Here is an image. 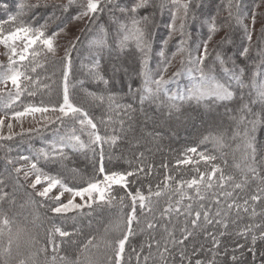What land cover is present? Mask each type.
I'll return each instance as SVG.
<instances>
[{
	"label": "snow or ice",
	"instance_id": "obj_1",
	"mask_svg": "<svg viewBox=\"0 0 264 264\" xmlns=\"http://www.w3.org/2000/svg\"><path fill=\"white\" fill-rule=\"evenodd\" d=\"M205 3L206 0H170V3L169 0H125L123 3L121 0H61L60 3H49V0H21L14 13L11 12L7 2L0 3V12L6 16V19L0 22V45L11 53L8 56L7 65H0V100L5 102L6 108L11 109L25 92L28 96H35L41 89L47 93L51 92L53 87L56 88L57 95L62 97L55 103L51 100L47 102L41 100L39 104L29 103L23 106L22 110L11 112L13 121H19L25 116H31L35 120L36 114H39L42 120L41 127L29 128L28 134L33 131L40 132L51 125L55 137L49 145L38 149L34 156L19 157L20 160L28 162V168L25 170L23 167H13L15 182L19 183L21 173L25 180H28L30 176L33 177L29 187L35 190V195L42 198L45 203L50 202L49 211L57 217L65 218L68 217V213H75L76 215L71 217L73 220L81 216H89L97 209H111L117 204L123 206L125 199L129 200L128 211L120 212L114 220L110 221L109 227L105 228L103 234L92 236L86 242L79 244L76 239L78 232L59 226L47 230L46 239L41 244V241L33 236L29 229L14 225L6 213L0 212V241L7 237L6 243H0V264H11L13 259H16V264H49V246L52 249L51 264H57L58 260L60 264H131V255L136 256L137 264H141V260L143 264H148L149 260L153 259V247H155V256L158 257V261H154V264H169V257L172 258L171 264H217L221 248V240L218 237L230 234L229 223H235V220H230L232 214L235 213V216L239 218L241 212L248 213L249 208L256 202H264V141L258 139V133L264 130V48L258 52L260 60L253 66L248 83L245 82V69H237L235 61H231V58L225 59L221 52L215 54L213 66H209V42L223 27L231 28L233 21L243 26L249 46L243 47L239 55L248 58L258 17L255 11L250 10L251 23L243 24L245 18L243 0H227V18L224 24L219 22L218 15H209L201 20L200 16L203 13L198 10H202ZM254 7L255 9L264 8V0L255 2ZM41 9L45 10L47 15L36 16L35 13ZM166 10L171 15V22L167 25L169 39L179 33L178 51L181 54L186 51L187 41L191 39V34L188 32L190 22H200L206 25L209 31L207 40L196 46V57L189 58L188 62L194 66L189 69L190 73H194L192 77L194 83L184 92L179 90L170 92L164 87L171 82L169 79L159 73L158 79L150 77L147 70L151 41L157 28V16L163 15ZM104 13H107L118 26L116 46L118 53L124 51L130 41L139 50L142 68L140 75L144 77V87L137 89L141 105L146 100L158 99L163 93L166 97L164 104L168 109V120L173 119L175 114L180 112L178 101L194 100L197 104L205 102V108L216 104L225 108L229 120L236 126L233 139L239 138L242 141L241 158L244 165L243 167L237 165L242 179L238 181L234 176L226 175L219 164L212 163L217 159L216 156L198 152L197 147L187 148L183 158L176 160L177 167L191 166L196 175L190 179H175L172 175L165 174L163 181L155 186V190L152 184L148 183L147 194L141 187H132L134 184L143 183L152 174L153 166L144 163V152L134 156L137 161L135 167H132L129 161L130 166L126 170L106 171L103 163V146L105 143L116 145L124 138L122 134L131 131L130 121L133 117L130 113L135 112L136 109L131 104H120L114 95L110 94L106 98L103 95L87 92L86 96L97 103L103 104L107 99L109 109H115L114 115L119 116L123 113L118 121L113 119V115H109L107 121L100 120V124L106 126L102 135L96 118L83 104L74 102L70 92L69 77L73 66L72 52L79 43V37L70 39L64 50V56L60 60L62 70L59 81L52 80L51 77L41 80L39 74L36 76L30 74L36 73L38 67H45V64L36 59L37 57L47 62L55 56L58 39L67 33L68 24L87 19L88 24L82 29L87 31L89 24L95 22L97 17ZM260 16L262 27L259 40L264 42V12H261ZM40 19H43V23L39 22ZM53 27L55 30H52ZM97 28L104 35L94 43L102 49L107 44V32L103 25H97ZM18 41L22 42V46H18ZM224 43H233L228 34H225L220 41V44ZM130 54L134 55V53ZM159 56L165 57V52L161 50ZM25 60L29 62L28 68L21 71L22 62ZM229 61H231V67L228 66ZM94 63L96 68L90 70V75L103 84L109 85V79H106L99 71V61ZM216 63L224 74L223 81L213 74ZM121 68L123 64H113V79ZM167 70V67L163 69L164 72ZM124 71L127 73L126 68ZM196 73L198 75H195ZM172 75L176 77L180 73L175 72ZM50 80L51 83L48 82ZM9 83L15 91L8 87ZM237 88L240 90L238 102L235 101L237 93L234 91ZM246 88L249 89L247 98L243 92ZM230 102L235 103L236 106L229 107ZM140 111L143 112V108ZM124 116H127L129 121L127 126ZM6 117L7 113L5 117H0V129L5 127ZM175 118L179 119L178 116ZM57 125L59 127H56ZM109 126L111 134L107 130ZM6 127L8 134L0 133V141L13 140V123L8 122ZM19 135H24L23 130ZM85 135L86 140L82 138ZM148 135L153 140L160 138V133L155 130ZM224 139L223 132L216 131L213 134L210 131L208 135L202 137L200 142L211 141L217 146H223ZM136 142L139 144L138 139ZM85 149L91 150L94 154L98 153L99 166L95 171L102 174V179L94 175L86 183L70 184L61 175L48 174L41 165V161L45 164L64 165V162L69 159V152L75 153ZM6 162L9 165L16 163L13 159H7ZM201 162L205 165V170L201 169ZM168 167L169 165L164 162L160 165L161 169L166 170ZM70 171L75 176V170ZM10 179H12L11 172L7 178L0 176V201L9 199V193L5 189ZM249 180L253 182L258 180L259 184L254 191H250L242 199L237 190L243 191ZM114 187L117 191H122L124 195L119 197L113 195ZM54 190L55 194H53ZM66 195L68 198L65 200L63 198ZM160 200L164 201L165 207H157ZM141 214L145 215L146 219L144 227L140 230L150 235L149 241L145 242L148 254H143L145 249L142 244L139 250L132 248L131 254L126 258V245L136 234L134 226L140 224ZM251 214L256 215L254 207ZM260 215L264 217V212ZM181 216L184 217V226L179 229L180 234L177 238L175 228L169 230L168 225L172 219ZM213 225L218 226L216 231L209 230V227ZM158 228H162L164 233L159 240L151 236V233ZM110 231L118 232L119 235L110 238ZM198 234H203L204 238L211 242L209 251L212 255L207 261L195 258L197 252L195 245L192 246V254H189L186 242L194 240ZM235 235L243 238L245 242L236 243L231 252L225 246L222 264H264V220L257 224H245L236 231ZM22 239L33 250L29 251L27 256L15 258L13 246L15 245L18 250ZM63 244L77 246L74 259L69 260L67 257L58 255V249ZM169 245L172 247L170 248ZM200 248L203 249V245ZM41 255L44 257L43 260L40 259Z\"/></svg>",
	"mask_w": 264,
	"mask_h": 264
},
{
	"label": "trees",
	"instance_id": "obj_2",
	"mask_svg": "<svg viewBox=\"0 0 264 264\" xmlns=\"http://www.w3.org/2000/svg\"><path fill=\"white\" fill-rule=\"evenodd\" d=\"M7 2L10 6L11 12L17 11V5L21 2V0H0V3ZM121 2H125V0H121ZM207 3V0H206ZM205 3V4H206ZM43 9L36 12L35 15L37 16V13H41ZM32 15V14H29ZM119 15V13H117ZM28 18V17H26ZM4 19H6V16L3 12H0V22H2ZM160 20L159 18H157ZM157 20V21H158ZM40 23H43V19H40ZM127 22V21H124ZM97 25H103L105 28V31L107 32L106 41L107 44L104 48H99L95 45V41H98L104 34L100 33L98 31ZM7 27V25H5ZM158 28V27H157ZM155 29L154 33L156 35L158 29ZM117 29L118 26L115 24L110 18L107 13H104L97 17V20L90 24L89 30H87L84 34V41L82 43V46L78 47L76 51L72 54V60H73V66L72 71L69 77L70 80V92L72 95V99L77 101V90L79 92V89L83 88H91L95 86H99L100 83H91L86 79H82L81 76L89 77L88 70H94L96 68V65L94 61H99V71L101 75H103L106 79H108L109 72L108 69L111 67V62L115 60V58H127L132 56L130 53H134V56L137 59V65L136 69L131 72V76L129 77V80L127 81H117L113 80V83H109V86L114 85L116 87L117 91L115 90L116 100L120 104H131L134 109H136L135 112L130 113V115L133 116H139L140 119L148 118L150 115H160L164 116V123L167 125H174L175 123H179L177 129L178 132H182L180 136L181 141V150L185 152V150L189 147H197L198 152H205L207 154L216 156L217 159L212 162L219 164L220 167L225 171L226 175H232L234 176L238 181L242 179L240 168L237 167V165H240L243 167L244 161L242 160V141L239 138L233 139V133L236 131V126L234 125V128H229L231 126L230 123H228L229 118L228 114L225 112V108L221 106L220 104L216 105H210L209 107L205 108L204 104L205 102H201L200 104H197L196 101H184L179 102L178 104L180 106V112L176 113L173 119L168 120V109L165 107L164 101H166V97L163 95V93L160 94L158 99H151L146 100L143 105L140 104L139 101V93H137V89H142L144 87V77L140 75V72L142 70L140 60L141 56L139 53V50L136 48L135 44L133 42H129L128 46L125 47L124 51L119 52L116 49L118 40H117ZM52 30H55L54 27ZM153 40V38H152ZM153 42V41H152ZM154 43V42H153ZM88 44V45H87ZM175 46H173L174 48ZM187 49V48H186ZM188 51V50H186ZM227 51V50H226ZM225 59L231 58V61H235V65L237 69L244 68L245 69V82L248 83V77L251 75V71L253 69V66L256 63H259L260 57L258 56V51H255L254 54L249 55L248 58H237V56L230 54L229 52L225 53L222 52ZM240 56V55H239ZM241 57V56H240ZM31 59V57H30ZM39 60L40 63L45 64L44 68H37L36 73H30L33 76H36L37 74L40 75V79L44 80L46 77H51L52 80L58 81L55 79L57 77V73L55 68L51 67L50 63L42 61L39 59V57L36 58ZM215 59V56L211 57V59L208 60L209 66H213V61ZM111 61V62H110ZM231 61H229L228 66L231 67ZM28 60H25L22 62L23 67H21V71H25L26 68H28ZM215 71L214 75H216L221 81L224 79V74L219 66L218 63L214 65ZM54 69V70H53ZM82 69V70H81ZM85 69L87 70L85 72ZM30 72V69H29ZM150 77H154L153 74H150ZM158 79V77H154ZM110 81V80H109ZM51 83V80L48 81ZM77 85V86H76ZM105 85V84H104ZM101 88V85L100 87ZM131 88V91L129 89ZM56 88L53 87L51 92H47V95H44L45 90L41 89L37 92L35 96H28L27 92H25L21 97L19 101H16V103L13 105L11 109L5 107V102H3L1 109H3V112L6 114L11 113L13 110H20L23 105L26 102H31L33 104H39L41 100L48 101L52 96L57 92L55 90ZM97 89V88H96ZM55 90V91H54ZM99 90V89H98ZM169 90V89H168ZM170 91V90H169ZM236 91L237 95L235 97V101H239L240 97V90L234 89ZM54 92V93H53ZM112 92V90H111ZM109 90L107 91L105 89V92L101 91V95L108 96L111 93ZM171 92V91H170ZM245 97L247 98V93L249 92V89L243 90ZM77 94V95H76ZM135 94V95H134ZM58 97V98H57ZM57 99H62L61 96H58L56 93L55 101ZM96 106H100L101 108H104L105 111L103 114V117L108 120L109 115H113V118L116 117L114 115L115 109L107 111L109 109V106L107 103H94ZM235 103L230 102L229 107H235ZM108 107V108H107ZM143 108V112L140 111V109ZM103 109V110H104ZM93 114H98L97 112H93ZM178 116L179 119L177 120L175 117ZM205 118L212 120L214 123L221 122V124L229 125L228 131L224 132L225 129L218 128L214 129L213 126L210 127H203L202 129H199V125L201 123V120ZM251 117H249L250 119ZM139 119V121H141ZM163 119V118H162ZM153 123L154 121L151 120ZM198 121V123H197ZM183 123V124H182ZM197 123V124H196ZM98 124V123H97ZM152 124V123H151ZM185 124V125H184ZM186 124H190L191 126L188 128ZM196 124V125H195ZM56 127H59L57 125ZM98 127L101 130V134H104L105 125L104 124H98ZM157 129L155 127L151 128ZM150 128L147 129V132L151 130ZM108 132L111 134V127H108ZM172 131V130H171ZM212 132L213 134L216 133V131H221L225 135V139L223 141V146H217L211 141H206L204 143H201V139L203 136H206L209 134V132ZM203 132L204 135H201ZM149 133V132H148ZM49 134H53V128H50L48 130H44L40 133H35L32 136H28L14 144V146L18 149L20 153H22V156H34L36 154V151L38 150V146L42 147L43 139L44 137H47ZM165 134H171L165 133ZM83 139H87L86 135L82 137ZM153 139V138H152ZM258 139L260 141H264V130L260 131L258 133ZM234 140V143L232 142ZM124 141L121 139L116 145H110L108 143L104 144V159L103 163L105 166L106 171L107 170H126L129 168V161H131V166L135 167L137 165V161L132 157L131 159L127 160V162H122V160L118 159L122 152L121 147L124 148ZM232 145V146H230ZM144 147H141L143 149L146 148V145H143ZM233 146L238 147V152L232 156L231 151L233 149ZM146 153V152H145ZM3 157V159H1ZM174 161H171L167 163L169 165L168 169H161V161L159 162L158 159L155 158L154 155L146 153L144 163L145 165H152V174L147 177L143 183H137L134 184L132 187H141L145 194H147L148 183H151L153 186V189L155 190V186L157 183H160L164 179L165 174L172 175L175 179H190L192 176L196 175L195 171L192 170L191 166L188 165H181L177 167L176 160L178 157L173 156ZM176 158V159H175ZM7 158L6 155L0 151V176H4V169L3 167L7 165V167L10 169V172L14 174L9 164L6 162ZM159 163H157V162ZM41 165L44 168V171L47 172L50 175L57 176L61 175L68 183H86V181L93 177L94 175L96 177H99L102 179V174H99L95 171L96 168L99 166V155L94 154L91 150H83L79 152H69V159L64 162V165H52V164H45L43 161H41ZM200 167L202 170H205V165L203 162H201ZM210 167V165H209ZM74 169L75 170V176H73V173L70 171ZM15 175V174H14ZM13 177V176H12ZM20 182V181H19ZM22 187V183H19ZM259 184V181L253 182L252 180H249L248 185L245 187L243 191H239L238 195L243 199L247 196V194L250 191H254ZM16 186V185H15ZM14 185L10 183V180H8L6 191L9 193V199L6 201H0V212L6 213L10 219L14 222V225H19L21 227H24L26 229H29L31 234L33 236H36L40 241L41 244L44 243L46 239V231L50 230L54 227H63L69 231L72 232H78L79 234L85 231H90V234H97L101 235L104 233L105 228L109 227L110 221L114 220L117 215H119L120 212H127L128 211V204L129 200L125 199L124 205L121 206L117 204L115 207L111 209H97V211L92 212L89 216H81L77 218L76 220H73L71 217L75 216L76 214L72 216L65 217H57L52 216L46 205L36 198L32 192H29L28 190H25L22 188L23 194H14L15 192ZM191 194V190H189ZM113 195H116L117 197L124 195V193L121 191L117 193L115 191ZM178 198V197H175ZM10 202L14 203L15 206L11 207ZM163 200H160L159 204L157 205L158 208L165 207ZM252 207L255 208L256 215L253 216L251 214ZM87 211V210H86ZM264 212V202H256L254 205H252L249 208L248 213L241 212L239 218L235 216V213L232 214L230 217V220H235V223H229V229L228 232L230 234H226L224 237H218L221 240V248H220V256L218 257L217 264H222V260L224 258L223 249L225 246H227L229 252H231L232 247L236 243H244V239L241 237H238L235 235L236 231L239 228H242L245 224H257L261 223L262 220H264V217H262L260 214ZM24 214L25 216H21ZM95 217L98 218V221L92 222L90 218ZM157 216H159V213H157ZM140 224L135 227V235L130 239V242L128 245H126V252L125 257L127 258L131 254L132 248H136L139 250L140 246L144 244V255H147V244L145 242L149 241L150 235L146 231H141L140 229L144 227L145 224V215H140ZM184 226V217L181 216L179 218L172 219L171 223L168 225L169 230H172L173 227L176 230V236L179 238V229ZM216 225L210 226V231H216L217 230ZM221 231L223 229H220ZM87 234V235H90ZM119 235L118 232H109V237L114 238L115 236ZM164 235L163 229L158 228L157 231L151 233V236L155 237V239L159 240ZM7 237H4L0 243H6ZM86 242V240L84 241ZM188 243V251L189 254H192V246L195 245L197 248V252L195 254V258H199L201 260L207 261V259L211 258V252L209 249L211 248V242L204 238L203 234H198L194 240H190ZM259 243V242H258ZM79 244V243H78ZM203 245V249L200 248V246ZM70 247V248H68ZM171 248L172 246L169 245ZM21 249L26 250V254L23 256H27L29 251L33 250L31 249L24 241V239L21 240L20 248L17 250L16 246H13V256L15 258H19L21 256H16L18 251ZM101 249H103V246H101ZM28 250V251H27ZM95 251V249H93ZM48 261L49 264H51L52 260V249L51 246L48 248ZM77 253V246H68L67 244H63L58 249V255L60 257H67L69 260L74 259ZM40 259L43 260V255L40 256ZM171 257H169V264H171ZM178 260V256H177ZM154 261H158V257L155 256V247H153V259H150L148 264H154ZM11 264H16V259H13ZM57 264H60L59 260L57 261ZM131 264H137L136 256L131 255ZM141 264H143V261L141 260Z\"/></svg>",
	"mask_w": 264,
	"mask_h": 264
},
{
	"label": "rangeland",
	"instance_id": "obj_3",
	"mask_svg": "<svg viewBox=\"0 0 264 264\" xmlns=\"http://www.w3.org/2000/svg\"><path fill=\"white\" fill-rule=\"evenodd\" d=\"M61 0H49V3H60ZM244 2V19H243V24H250V16H249V11L253 10L256 12V15L258 17L256 25H255V31L253 34V41H252V46H251V51L249 55L254 54L255 51H260V49L264 48V42H261L259 40L260 37V32H261V16L260 13L264 12V8L262 9H255L254 5L255 2H258V0H243ZM170 3V0H169ZM198 11H202L203 15L200 16V19L203 20L205 17L207 16H219V22L221 24H224L227 18V0H207V3L204 4V7L202 10H198ZM37 16H41V15H47V13L45 12V10H42L41 13H37ZM142 15L144 14L143 12L141 13ZM157 18H159L160 20L157 21V33L156 35L153 34V42L151 41V52L149 54V59H148V64H147V70L150 74H153L154 77H158L159 75H164L166 79H169L171 82L168 83L167 85H165L164 87L169 89L171 92H176V91H181L184 92L187 88L192 87L194 81H193V74L194 73H190L189 69L190 68H194L193 65H191L188 61L189 58L191 57L192 59H194L197 55V52L195 51V48L197 45H200L202 42L206 41L209 35V31H208V27L206 25H202L200 22H195L192 23L190 22L189 27H188V32L191 34V39H188L187 44H186V50L183 54H181L178 51V47H179V42H180V36L179 33L173 35L171 37V39H169V28L167 27V25L171 22V15L169 11H165L163 13V15H158ZM127 23V22H125ZM232 23V27L228 28V27H223L221 29V31L214 35L212 40L209 42V59H211V57L215 56V54L217 52H229L230 54H233L235 56H237V58H244L245 57H240L239 56V52L242 50L243 47L245 46H249V42L246 40L245 38V34H244V30H243V26L242 25H238L236 24L234 21L231 22ZM88 24V20H82V21H73L71 24H68V29H67V33L63 34L59 37L58 39V47L56 49V54L55 56L48 60L47 62L50 63L51 67L55 68L54 71H56L57 73V77H55L56 80H60L61 79V70H62V65L60 64V60L61 58L64 56V50L65 48L68 46V42L69 40H74L76 37H79V43L76 46V49L80 46H82V43L84 41V34L86 31H82V29H84L85 25ZM90 26V24H89ZM225 34H228L230 36V38L232 39L233 43L229 44V43H224V44H220L221 39L225 36ZM165 41H167V43H165ZM131 42V41H130ZM18 46H22V42H17ZM88 45V44H87ZM173 46H175L173 48ZM38 47V46H37ZM76 49L72 52V54L76 51ZM19 50V47H18ZM163 50L165 52V57H161L159 56V52ZM227 50V51H226ZM11 53L9 52V50L7 48H5L3 45H0V65H7L8 63V56ZM41 55H43V53H41ZM134 55L127 57V58H115V60L113 62H111V67L110 69H108L107 71L109 72L108 74V79L110 80L111 83H113V80L117 81H127L129 80V77L131 76V72L134 71L136 69V65H137V59L135 57H133ZM43 61V60H42ZM166 61L168 63H166ZM183 61V63H182ZM113 64H123V68H121V70L115 74V78L113 79ZM167 67V72H164L163 69ZM127 69V73H125L124 69ZM82 70V69H81ZM87 70L85 69V72ZM87 72H89V77H84L81 76L82 79H86L91 83H100V81L96 80L93 78L92 75H90V70H88ZM175 72H179L180 75L173 77V73ZM195 75H198V73H196ZM101 88H98L100 87ZM98 87H91V88H83V89H79V92L77 90V101H75L78 104H83V106L89 111V113L96 118V122L99 124L100 120L103 119L105 121H107L104 117L102 112L104 113L105 109L101 108L100 106H96L94 103H96L95 101H93L90 97L86 96L87 92H93L96 93L98 95H101V91L105 92V89L108 91L112 92L110 93L111 95H114L115 98L118 97V95L116 96L115 90L117 89L116 87H114V85L109 86V85H104L103 83H101ZM77 86V85H76ZM9 88H12L11 84L9 83L8 85ZM97 88V89H96ZM99 89V90H98ZM13 91H15L14 88H12ZM56 90V89H55ZM54 90V91H55ZM117 91V90H116ZM54 93V92H53ZM56 93L52 96V98H50V100L55 103V97H56ZM48 93H44V95H47ZM104 96V95H103ZM107 98V96H105ZM58 98V97H57ZM3 100H0V107H2L3 104ZM31 102H26L23 106L29 104ZM107 103L108 101L107 99H105L104 104ZM33 104V103H32ZM108 108V107H107ZM104 109V110H103ZM22 110V108L20 109ZM110 109H107V111L109 112ZM93 112H97L98 114H93ZM6 114L3 112V109L0 108V117H5ZM119 116H123V113H120ZM119 116L116 115L115 118H113L114 120L118 121ZM132 121H130V123L132 124V129L131 131H128L125 134H122V136L124 138H122V140L125 142L124 143V148L121 147V152L122 154L117 157L119 160L121 159L122 162H127V160L131 159L132 157H134L135 155H137L139 152H144V154L146 155V153H150L152 155L155 156L156 159L159 160V162L161 161L164 163H169L171 161H174V158H172L173 156L178 157V158H183V154L184 152L181 150V141H180V136L182 134V132H178V125L179 123H175L174 125H167L164 122V116H160V115H150L148 116V118H143L142 119L139 118V116H133ZM126 121V126L127 123H129L127 116L123 117ZM151 118V119H150ZM163 118V119H162ZM139 119L141 121H139ZM153 120L154 123L151 121ZM8 122H12L13 123V140L11 141H0V151H2L3 154L6 155L7 159H13L16 161L15 165H10L11 169H13V167H23L25 170L28 168V162L24 161V160H20L19 157H21L23 154L20 153L18 151V149L14 146V144L28 136H32L35 133H40L44 130H48L50 128H53L51 125H49L47 128H44L43 130H41L40 132H36L33 131L31 134H28L27 130L29 128L32 129H37L41 127L42 124V120L40 118L39 114H36V119L34 120L31 116H25L23 118H21V120L19 121H13L11 120V113L7 114L6 120H5V127L3 129H0V133H2L3 135H7L8 134V129L6 127V124ZM152 123V124H151ZM198 123V121H197ZM196 123V124H197ZM228 123L231 124V126L229 127V125H227L225 123V125L221 124V122H216L214 123L212 120L207 119L204 117L203 120H201V123L199 125L200 126L199 129H202L203 127H210L213 126L214 129H218V128H223L225 129L224 132L228 131V127L229 128H234V123L232 121H228ZM183 124V123H182ZM195 124V125H196ZM185 125V124H184ZM188 125L187 127L189 128L191 125L190 124H186ZM157 128V129H151V128ZM151 129L150 132H153L154 130L158 133H160V138L153 140L152 137H150L148 135L147 129ZM23 130L24 135L21 136L19 135V133H21V131ZM172 130V131H171ZM171 132L172 135L170 134H165V133H169ZM201 135H204L203 132L201 133ZM53 139H55L54 135L49 134L47 137H44L42 143V147L38 146V149L40 148H44L47 145H49ZM137 139L139 140V144H137ZM234 143V140L232 141ZM143 145H146V148L143 149L141 147H144ZM141 146V147H140ZM232 146V145H230ZM10 149V151H9ZM146 152V153H145ZM231 155L234 156L237 152H238V147L233 146V149L231 151ZM3 159V157L1 158ZM176 159V158H175ZM157 162V161H155ZM157 162V163H159ZM4 171V177H8V174L10 173V169L7 167V165H5L3 167ZM15 174V173H14ZM12 174V179H10V183H12L13 185H16L14 187L15 188V192L14 194L18 193V194H23L22 188H26L25 190H28L29 192H32V194H34V196L36 198H38L39 200H41L47 207L48 211H49V207L50 202L45 203L42 198L38 197L35 195V190L31 189L29 187V183L31 182V179L33 177H29L28 180L24 179L23 173L20 174V182L22 183V187L17 188L18 186H20V182L16 183L15 182V175ZM39 188V186H38ZM113 193L115 191H117L116 187L113 188ZM121 191H117V193H119ZM55 194V190L54 193ZM67 195L63 198V199H67ZM77 201L79 202V198H77ZM11 207H14L15 204L12 202H10ZM95 207V205H94ZM49 213L52 216H55L54 214H52L50 211ZM75 213H68V216H72ZM21 216H25L24 214H22ZM90 220L92 222L94 221H98V218H95L92 216V218H90ZM96 221V222H97ZM90 231H85L80 233L78 235V237H76L77 242L81 243L84 242L85 240H87L88 238H91L92 236H99L97 234H90ZM69 246V245H68ZM70 248V247H68ZM103 250V249H101ZM28 251V250H27ZM26 250L21 249V251L19 250L18 253L16 254V256H23L26 253Z\"/></svg>",
	"mask_w": 264,
	"mask_h": 264
}]
</instances>
